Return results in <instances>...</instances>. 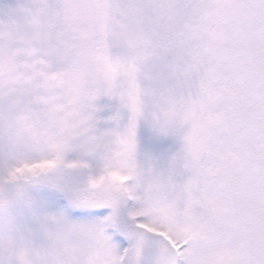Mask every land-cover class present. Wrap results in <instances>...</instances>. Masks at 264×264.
Wrapping results in <instances>:
<instances>
[{"label":"snow or ice","instance_id":"6c2138e0","mask_svg":"<svg viewBox=\"0 0 264 264\" xmlns=\"http://www.w3.org/2000/svg\"><path fill=\"white\" fill-rule=\"evenodd\" d=\"M0 264H264V0H0Z\"/></svg>","mask_w":264,"mask_h":264},{"label":"rangeland","instance_id":"374dc122","mask_svg":"<svg viewBox=\"0 0 264 264\" xmlns=\"http://www.w3.org/2000/svg\"><path fill=\"white\" fill-rule=\"evenodd\" d=\"M106 113H107V110H105L104 114ZM140 136H141V145L144 148H150V149L159 151L162 149H167L170 146H174L173 141L171 139H164L162 141L155 140L151 136L150 132L144 127L141 128Z\"/></svg>","mask_w":264,"mask_h":264}]
</instances>
